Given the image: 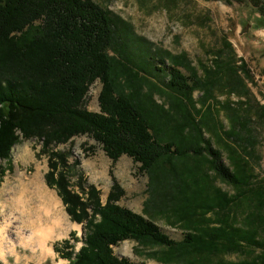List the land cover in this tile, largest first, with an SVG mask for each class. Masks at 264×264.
I'll use <instances>...</instances> for the list:
<instances>
[{
	"label": "trees",
	"instance_id": "16d2710c",
	"mask_svg": "<svg viewBox=\"0 0 264 264\" xmlns=\"http://www.w3.org/2000/svg\"><path fill=\"white\" fill-rule=\"evenodd\" d=\"M225 1L250 4L264 22V0ZM214 61L200 76L185 53L155 47L94 0H0V178L13 170L15 145L40 142L46 184L84 228L77 250L68 240L57 249L66 264H137L115 255L113 247L124 240L152 248L148 257L164 264H264V182L256 180L241 136L250 111L244 101L214 105L216 86L247 94L250 75L233 56ZM96 80L98 112L85 105ZM195 90L201 93L196 101ZM221 109L230 112V132L219 120ZM80 135L99 143L112 164L123 155L139 164L149 178L153 213L120 204L125 191L113 165L104 202L82 174L76 173L80 193L73 190L78 162L69 163L70 148L57 147ZM211 172L234 192L214 185ZM148 214L180 225L183 238L172 239ZM236 254L244 256L226 258Z\"/></svg>",
	"mask_w": 264,
	"mask_h": 264
},
{
	"label": "rangeland",
	"instance_id": "374dc122",
	"mask_svg": "<svg viewBox=\"0 0 264 264\" xmlns=\"http://www.w3.org/2000/svg\"><path fill=\"white\" fill-rule=\"evenodd\" d=\"M94 1L131 23L135 33L155 47L172 54L185 53L200 76L205 74L204 67H212L219 55L222 60L235 57L238 66L246 64L250 75V79L246 80L248 93L229 94L228 88L218 85L214 88V105L220 107L229 99L233 107H237V102L244 101L243 108H249L250 122L248 128L241 131L244 137L242 144L251 152L250 160L256 180L264 182V22L256 10L246 2L239 4L225 0ZM181 70L185 75L190 74L185 68ZM100 88L99 80L90 86L85 100L87 109L99 111L97 96ZM200 95L195 90L192 96L196 101ZM154 98L159 103L164 101L158 95ZM229 114V111L221 109L219 116L223 129L228 132L231 131ZM222 134L229 143H241L234 136L228 139ZM214 141L217 142V139L212 138V145L221 149L222 146ZM89 145L94 146L92 152L85 150ZM57 148L63 151L70 148L69 163L78 162L72 168L75 172L70 179L73 190L80 193L76 185V173L82 174L85 184L95 185L104 202L112 185L109 171L113 165V174L125 191L120 204L136 213L142 214L145 209L153 213L154 199L151 201L149 196L148 175L140 172L139 164L134 163L130 157L123 155L112 164L101 145L86 135L73 137L71 145L63 144ZM222 149L221 160L228 165L226 152ZM11 162L13 170L6 171L0 178V224L3 218L11 221L5 236L12 234V226H18L28 233L37 224H53V219L59 218L62 225L55 229L54 237L48 241L47 255L40 249L33 251L29 247L16 245L13 251L6 248L0 251V261L3 264H66L67 260L59 255L57 249H62L64 240H68L77 250L84 238V228L82 224L70 219L57 191L46 184L47 156L40 154V142L28 139L15 145L11 152ZM1 165H4L3 162ZM211 176L214 185L226 192H234L230 185L214 178V172H211ZM149 217L172 239L178 241L183 238L184 231L180 225L171 224L163 215ZM151 249L141 247L133 240H124L113 247L115 255L137 264H164L148 257ZM243 256L236 254L226 258L239 260Z\"/></svg>",
	"mask_w": 264,
	"mask_h": 264
},
{
	"label": "bare ground",
	"instance_id": "6f19581e",
	"mask_svg": "<svg viewBox=\"0 0 264 264\" xmlns=\"http://www.w3.org/2000/svg\"><path fill=\"white\" fill-rule=\"evenodd\" d=\"M36 176H34L35 178ZM53 224L51 225H39V226H30V231L25 233L22 229L18 226H12L14 228L13 231L10 230L12 234L9 237L5 236V233L11 227V221L5 220L3 218L0 224V251L4 250L5 248L9 251H13L16 245H22L25 247H29L33 251L36 249H40L43 254L49 252L47 244L55 234V229L61 228V220L58 218L53 219ZM27 232V231H26ZM18 242V244H17ZM47 255V254H46Z\"/></svg>",
	"mask_w": 264,
	"mask_h": 264
}]
</instances>
